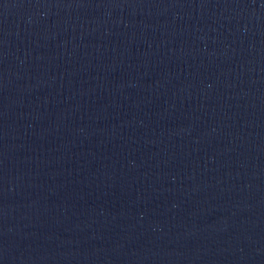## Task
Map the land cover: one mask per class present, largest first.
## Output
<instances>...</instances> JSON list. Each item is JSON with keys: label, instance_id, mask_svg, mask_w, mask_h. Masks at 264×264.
Listing matches in <instances>:
<instances>
[{"label": "water", "instance_id": "1", "mask_svg": "<svg viewBox=\"0 0 264 264\" xmlns=\"http://www.w3.org/2000/svg\"><path fill=\"white\" fill-rule=\"evenodd\" d=\"M0 264H264V0H0Z\"/></svg>", "mask_w": 264, "mask_h": 264}]
</instances>
